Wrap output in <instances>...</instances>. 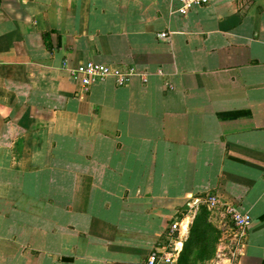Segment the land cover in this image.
<instances>
[{
	"label": "crops",
	"instance_id": "0c3cea01",
	"mask_svg": "<svg viewBox=\"0 0 264 264\" xmlns=\"http://www.w3.org/2000/svg\"><path fill=\"white\" fill-rule=\"evenodd\" d=\"M179 7L0 0V264H201L204 211L218 264H264V0ZM88 62L133 74L84 91Z\"/></svg>",
	"mask_w": 264,
	"mask_h": 264
},
{
	"label": "built area",
	"instance_id": "2783aa9c",
	"mask_svg": "<svg viewBox=\"0 0 264 264\" xmlns=\"http://www.w3.org/2000/svg\"><path fill=\"white\" fill-rule=\"evenodd\" d=\"M180 7L178 9L180 14H186L194 5H205L207 0H178ZM164 36V34L162 35ZM76 74L81 77V83L83 90L87 91L90 85L96 84L106 78H114L118 86L126 84L128 77L133 74V70H123L116 68H109L105 65L88 62L75 70ZM210 204L214 202V199H209ZM226 215L232 223V226L236 230H244L250 224V220L247 216H243L237 213L233 208H224ZM178 229V224H173L170 229L169 235L171 236ZM173 254L163 251H156L143 261L142 264H172Z\"/></svg>",
	"mask_w": 264,
	"mask_h": 264
},
{
	"label": "rangeland",
	"instance_id": "374dc122",
	"mask_svg": "<svg viewBox=\"0 0 264 264\" xmlns=\"http://www.w3.org/2000/svg\"><path fill=\"white\" fill-rule=\"evenodd\" d=\"M213 222L205 211L199 212L190 224L188 234L181 233L180 241L187 244L185 258L190 259L191 262L218 264L220 259L222 261L227 257L228 246L223 252L217 251L216 248L220 242L227 241L230 231H223L222 227L219 230Z\"/></svg>",
	"mask_w": 264,
	"mask_h": 264
},
{
	"label": "bare ground",
	"instance_id": "6f19581e",
	"mask_svg": "<svg viewBox=\"0 0 264 264\" xmlns=\"http://www.w3.org/2000/svg\"><path fill=\"white\" fill-rule=\"evenodd\" d=\"M188 224H189V219H187V220L185 221V223L183 224V226H182V233H183V234L186 233V230H187V226H188Z\"/></svg>",
	"mask_w": 264,
	"mask_h": 264
}]
</instances>
